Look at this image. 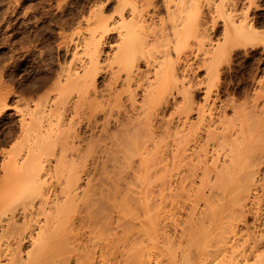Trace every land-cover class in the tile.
Returning <instances> with one entry per match:
<instances>
[{
  "label": "bare ground",
  "instance_id": "6f19581e",
  "mask_svg": "<svg viewBox=\"0 0 264 264\" xmlns=\"http://www.w3.org/2000/svg\"><path fill=\"white\" fill-rule=\"evenodd\" d=\"M241 1L115 0L114 14L96 2L77 16L75 35L59 33L56 64L40 70L29 84L20 72V131L35 124L40 135L47 130L46 121H67L64 140L73 137L65 143L74 146V137L82 136L74 122L85 120L89 140L81 161V156L74 160L59 154L55 172L66 162L68 171L61 173L56 189L39 174L31 142L20 149L23 153L3 152L0 169L8 187L0 184L17 192L0 209V241L6 240L0 264H54L63 255L57 259L62 264L72 253L77 264H93L94 248H100L101 256L118 244L121 234L126 237L121 241L127 249L121 255L124 264H264V121L253 123L236 104L233 118L227 117L206 101L199 105L198 122L188 124L190 79L184 83L175 66L199 51L206 74H214L234 46L255 41L260 31ZM203 2L213 14L209 26L201 19ZM111 31L115 38L105 50ZM24 62L21 56L19 71H25ZM101 74L102 87L97 83ZM27 93L39 96L27 100ZM8 107L3 103L0 112ZM173 119L177 131L173 129L169 144ZM86 157L95 165L92 173L83 164ZM27 171L30 179L19 184ZM121 181L137 188L132 184L120 191ZM112 206L121 208L116 220ZM95 233L104 236V244H96Z\"/></svg>",
  "mask_w": 264,
  "mask_h": 264
},
{
  "label": "rangeland",
  "instance_id": "374dc122",
  "mask_svg": "<svg viewBox=\"0 0 264 264\" xmlns=\"http://www.w3.org/2000/svg\"><path fill=\"white\" fill-rule=\"evenodd\" d=\"M243 1H244V3H242ZM243 1H241L240 7L244 8V11L248 10L247 13L249 15V18L256 20L257 28H258L257 30L261 32V33L259 32V37H258V35L256 37L258 40L255 39V41L242 42V44L234 46L232 48V50L230 51V53L225 56L224 60H220L221 64H218L219 66L216 67V70L213 72L214 74H212V72L210 73V75L206 74L205 65L201 66L202 65L201 64L202 59L200 58L201 52H199V51L195 52L198 54V56L197 55L195 56L192 53L191 55H189L186 58V60L184 58H181V59L177 60V62L175 64V66L178 65L176 68V72L178 73L179 76L182 77L183 82L187 83V84H188V81L190 82V85H189L190 90L189 91L191 94L190 93L189 94L192 96L190 98V100L191 99L192 100L189 101V103L191 102L190 103L191 107L189 105L191 110H189L190 108L187 109L188 107L186 108L188 110L187 115L189 117L188 118V124H190L189 122H191L192 124L195 125L198 122V115H199L198 109L202 105H204L206 101L208 103L214 102L216 107L218 108L217 110L221 109V111H224L227 117L232 116V118H233V115H232L233 111L235 108H238V106H239L240 109H242V113L245 112L247 117L250 116V117H252V118L249 117L250 119L254 118V120H256V121L251 120L253 123L258 121L257 124L262 125V124H260L259 121H261V123H262V121H264V116H262V115H264V113H262L264 111H261V109L264 110V108H262V107H264V106H262V105H264V101H262V100H264V93H262V92H264V0H252V1L249 0L252 5L251 4L248 5L249 2L246 0H243ZM96 2L101 3V5L100 4L99 5L103 7V9L105 10V12L107 14H110V12H111V14H114L113 8L115 5L114 4L115 0H0V94L2 93L0 95V97H1V99H0V101H1L0 102V110L2 109L3 103L5 104V102H6V104H9V107L7 109L0 112V167H1L2 160L4 158V155H3L4 151L9 150V151H12L13 153H15L14 150L17 149L16 152L23 153L22 152L23 149L26 148V146H28L27 144L29 142H31V143H29V146L30 147L34 146V148H35V152L33 155V157H34L33 161L35 164L37 162V165H40V168H41L39 170V174L41 175V177L43 178L45 183L48 186H50L51 188L53 187L54 189L58 188L60 179L63 177L62 174H66L68 171V169H67L68 164H66L67 163L66 162L64 164L59 163L58 165H60V166H58V168H57L58 172H55V167H56L55 165H57L56 160L59 158L58 156H61L59 154L62 153L61 157L67 156L68 159L72 158L71 156H73L72 159H74V160H76L78 157L81 156L80 157L81 159L80 160L78 159V160L79 161L83 160L82 159V157L84 156L83 152H85V149H87L84 146L87 145L86 140L89 138L88 133L86 131H84V130H87L85 120H82V122L81 121L80 122H76V121L74 122L75 127H73V128H74L75 132H77L78 134H80L82 132L80 134V136L82 135L81 136L82 139H81V137H79V138L74 137L73 142L75 144H74V146L73 145L71 146V144H70L71 149H70V146H68L65 142L68 143L67 139H70L73 137H70V138L68 137L66 139V141L64 140V138H66V136L64 137V133H66L64 128H66L65 124L67 121L59 120L60 123H58L59 121H57L56 119H54V121H53V119H51L52 122L46 121L47 123L49 122L48 125L45 122V124H46L45 126H47L46 131L48 132V134L44 130L43 133L38 135L39 131L33 129L35 127V124H34V127L31 128L32 130H29V131L27 130L28 132L25 131L26 133H24L23 131H20L19 130L20 129L19 128V121H20V114H19L20 108H19V106L21 105V101L19 99H21V98L19 96L20 95L19 94L20 93L19 92V76L21 73L25 72L26 84H29L31 77L37 75L40 70L47 68L48 66L51 65L52 62H55V64H56V62H57L56 54L57 53H56L55 48H56V45L58 43L56 41L57 40L60 41V39H59L60 36H58L59 33L60 34L62 33L63 35H66L68 37H70L71 34L75 35V32L79 28V27H77V21H76L77 16L81 13L86 12L89 9V7L94 5ZM242 4H243V6H242ZM209 13H212V12H210L208 10L207 5H205L203 2V6L201 8V17H203V18H201V19L202 20L204 19L205 21H207L208 26L211 25L210 24L211 19H212L211 17L213 15V14H209ZM217 21L219 23H221L220 19H218ZM60 27H62L63 29L61 30ZM75 29H76V31H75ZM209 31H211V30H209ZM219 33H220V28H219V31L216 33V35H214L213 39H215L217 36L219 37ZM56 34H57V36H56ZM212 36H213V34H212ZM50 37H52V38H50ZM114 38H115V32L114 31L109 32L108 36L105 38V44H103V48L105 50L108 49V46H109L108 44H110L109 42H112L114 40ZM47 39H49L48 41H50L51 44L50 43L48 44L46 42ZM21 47L23 49H20ZM62 55H63V51L61 50L58 56H60L63 60L64 57ZM21 56L25 57V62L23 65L25 71H23V72L19 71V65H18V61H19ZM67 59H68V57H67ZM190 66L192 68V71L187 70V69H190ZM186 74L188 77L186 76ZM207 75L209 76V80L207 78L208 77ZM185 76H186V80H185ZM104 77H105V74H103V75L101 74V76L98 78V82H97V83H99L98 86L102 87L103 82H104ZM181 77H180V79H181ZM217 77H218V79H217ZM188 79H190V80H188ZM205 81H206V83H205ZM209 81H211V82L209 83ZM206 84H208V86H206ZM207 87H208V89H206ZM204 89H206L207 91H210L207 93V95H209V96L205 95V93L207 91H205ZM41 92H39V93H41ZM37 95L39 96L38 93L37 94L35 93L34 95L27 93L25 95V98L27 100H29L30 98L35 99L38 97ZM180 95H177L178 100L182 99L181 98L182 96H180ZM203 95L206 98H204ZM255 97H256V99H255ZM206 99H208V100H206ZM180 100H179V102H181ZM229 100L231 101V103L229 102ZM253 101L256 103L254 104ZM30 103H32V100H31V102H29V104ZM226 103L228 106L226 105ZM199 105H201V106H199ZM234 105L237 107H235V108L232 107ZM197 106H199V107L197 108ZM221 106L223 107V109ZM242 106H244L245 108ZM16 107H18L19 109ZM252 109H253V112H256L258 114L253 113L254 114V116H253L250 112V111H252ZM17 110H18V112H17ZM247 113H249V114H247ZM256 116H258V117H256ZM259 116H261L262 118ZM190 119H191V121H190ZM195 121H196V123H195ZM172 122H174V123H172ZM172 122H171V127H170V132H169L171 135L168 134V136L170 138L168 136L166 137L167 139L169 138V140H170L169 144L174 137L172 135L175 132L174 130L177 131L176 120L173 119ZM62 123H63V125H62ZM59 126H61V127H59ZM179 128H180V126H178V129ZM50 129H52V130H50ZM57 129H58V131H57ZM32 131H33V133H32ZM83 132H85V133H83ZM83 134L85 135V137ZM23 135H24V138L26 137L25 139L23 138ZM65 135H67V134H65ZM41 137H42V139H41ZM46 137H48L49 140L48 139L46 140ZM34 138H35V141H33ZM83 139H84V141H83ZM21 140H24V141L22 142ZM50 140H53V141L55 140V142L52 141V143H51ZM42 141L44 142V144ZM48 141H50L49 144H48ZM58 141H60V142H58ZM87 143H89V141ZM30 144H32V145H30ZM51 144H53V145H51ZM66 145L69 148H67ZM51 147H53L54 150L51 149ZM21 148H23V149H21ZM38 148H39V150H38ZM49 148H50V150H49ZM20 149L22 151H20ZM45 149L46 150L48 149L49 151L48 150L45 151ZM62 149L64 150V152H62L63 151ZM66 150H69L67 152V154L65 153ZM81 150L83 152H81ZM38 151H39V153H38ZM78 152H80V153H78ZM74 155H76V156L74 157ZM44 156H45V159H44ZM87 157H90V156H87ZM47 160H48V162H47ZM79 161H76V162H79ZM91 161H92L91 158L90 159L87 158V161L85 160V162H83V164L86 165V167L88 169H90V171L92 173L95 165L93 164V162L91 163ZM83 164L80 163L79 165L82 166ZM91 164L94 166H92ZM88 165H89V167H88ZM31 167H33L32 169H34L35 171L37 170V168L35 169V167H36L35 165H32ZM61 167L63 168V170ZM78 169H79V166H78ZM28 171L31 173L30 170H28ZM28 171L22 175V177H21L22 179L20 178L18 180L19 184H21V182L23 183V181L25 182L26 179L27 180L30 179L31 174L28 173ZM1 174H3V172L0 169V177H1L0 183L3 186L8 187L7 185H5V182L3 181L4 178H2L3 176ZM81 174L83 175V177H82L83 181H81L82 182L81 184L83 185L82 188H83L85 186L84 185L85 180H86L85 178H87V177L84 174V172ZM94 174H95V171H94ZM58 178H59V181H58ZM103 181H105V180H102V182ZM107 182L110 183L109 186L113 187L112 181H107ZM121 182L124 183V185L121 184ZM121 182H120L121 185L119 184L120 185L119 186L120 191H124V189H127L128 186H131L132 184L134 186H136V187H134L135 189L137 188V185H135L136 183L130 184L132 181L129 182L130 185L128 184V186H126L127 182L126 183H125V181H121ZM19 184H18L17 188L19 187ZM104 184H106V181L104 182ZM2 185L0 186V206H1L0 209L2 207H4V205L6 203L9 204V202H11L10 200H12V198L14 201L15 200L14 194H16V192H17V191H15L16 190L15 187L10 186L9 191L11 193L8 194V192H9L8 188L6 190V188H3ZM3 189H5V190H3ZM4 191H6V192L8 191L7 193L5 192L8 196L10 194L11 195L9 197L6 195L4 196ZM14 191H15V193H14ZM1 192L6 199L8 197L7 200L4 201L5 198L1 195ZM116 195L117 194L115 193V196ZM118 197H119V199H116L117 201H119L121 199L120 195H118ZM118 197L116 196V198H118ZM4 202H6V203H4ZM116 203H117V205H119L118 202H116ZM113 207H114V210L112 209L113 211L111 213H113V215H114L113 219L116 220V216L120 212L118 213L115 211H120L121 208H119L120 210H118L117 209L118 206H112V208ZM74 214L76 215L77 212H75ZM120 232L117 234H121ZM97 234H100V232ZM97 234L95 233V236ZM92 235H94V234H92ZM92 235H90V237H92ZM121 235H123V234H121ZM121 235H118V236L116 235L117 238L119 237V239L117 240L118 244L117 245L115 244V247L112 248V250H109L108 252L105 251L104 252L105 254L103 253L104 255L102 254L100 256V254H99L100 252L98 250L100 248H98V246L96 248H94L96 252H94L93 264H102V263L104 264V262L106 264H116V263L120 264L119 262H121L122 258L124 259V257H125V256L122 257L123 254L126 255V253H124V251H127V249L125 250L126 247L125 248L122 247L123 244H121V243H123V242H121L122 238L126 239V237H124V236L122 237ZM95 236L92 238L97 237V236L96 237ZM100 237H101V234H100ZM102 238L97 237L96 239L97 240L99 239V240L96 242V244L97 243H98V245L100 243L104 244L105 243V242H103V241H105L104 236H102ZM125 239H124V241H125ZM93 241L95 242L96 240H93ZM5 243H6V240L0 241V244H1L0 246L5 248V246H6ZM80 252H82V251H80ZM61 257H63V255L56 257L55 258L56 260L54 259V261H56L54 264H59L57 262V259L59 260V259H61ZM107 260H109L110 263L109 262L107 263ZM62 261H63L62 264L63 263L64 264H77L75 253L69 254L68 258H66ZM123 264H124V262H123Z\"/></svg>",
  "mask_w": 264,
  "mask_h": 264
}]
</instances>
